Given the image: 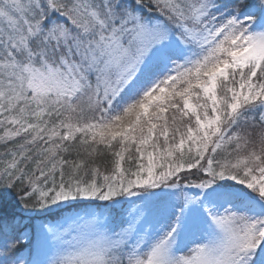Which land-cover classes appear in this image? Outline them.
<instances>
[{"label":"snow or ice","instance_id":"obj_1","mask_svg":"<svg viewBox=\"0 0 264 264\" xmlns=\"http://www.w3.org/2000/svg\"><path fill=\"white\" fill-rule=\"evenodd\" d=\"M0 264H264V0H0Z\"/></svg>","mask_w":264,"mask_h":264}]
</instances>
